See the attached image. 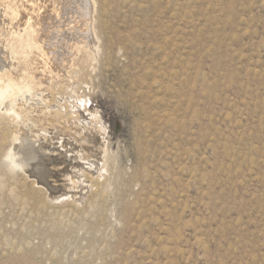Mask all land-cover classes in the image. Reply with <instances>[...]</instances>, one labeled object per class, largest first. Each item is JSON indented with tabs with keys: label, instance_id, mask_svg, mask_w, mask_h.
Listing matches in <instances>:
<instances>
[{
	"label": "rangeland",
	"instance_id": "374dc122",
	"mask_svg": "<svg viewBox=\"0 0 264 264\" xmlns=\"http://www.w3.org/2000/svg\"><path fill=\"white\" fill-rule=\"evenodd\" d=\"M92 2L93 54L31 117L78 158L14 165L0 107V264H264V0Z\"/></svg>",
	"mask_w": 264,
	"mask_h": 264
},
{
	"label": "bare ground",
	"instance_id": "6f19581e",
	"mask_svg": "<svg viewBox=\"0 0 264 264\" xmlns=\"http://www.w3.org/2000/svg\"><path fill=\"white\" fill-rule=\"evenodd\" d=\"M79 4L77 9L83 10H78L80 13L75 20L59 19L62 13L74 10ZM92 5V0H0V107L9 122L17 126L12 135L17 143L6 153L14 165L23 167L28 159L37 161L38 157L46 154L44 152L50 153V156L57 153L59 159L65 157L73 161L78 158L68 152V142H54V135L49 137L46 130L36 128L31 117L44 111L47 114L43 118L51 124L54 122L53 115L62 112V103H48L42 94L63 84L79 61L93 54L94 34L90 29ZM66 118H60L61 124L67 125ZM71 133L73 148L84 151L82 159L105 158L101 129L93 127L87 130L83 125H76ZM45 142L48 144L45 145ZM53 145H58L62 152L56 151L57 146L54 149ZM85 163L87 166L88 162ZM68 175L67 180L74 184L75 176Z\"/></svg>",
	"mask_w": 264,
	"mask_h": 264
}]
</instances>
